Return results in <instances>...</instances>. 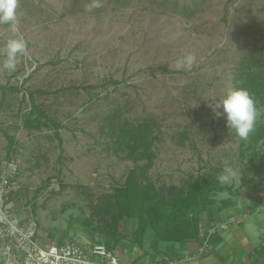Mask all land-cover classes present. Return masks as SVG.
I'll list each match as a JSON object with an SVG mask.
<instances>
[{"label": "rangeland", "instance_id": "obj_1", "mask_svg": "<svg viewBox=\"0 0 264 264\" xmlns=\"http://www.w3.org/2000/svg\"><path fill=\"white\" fill-rule=\"evenodd\" d=\"M90 2L21 0L31 55L13 71L0 67V84L21 88L0 91V160L11 139L16 213L32 212L49 238L142 251L152 231L137 211L147 209L148 195L170 202L194 177L215 180L227 165L241 176L226 185L244 180L239 194L264 200V116L243 141L223 110L216 117L209 107L248 74L264 76V0H102L87 12ZM12 35L0 26V48ZM185 52H195L197 65L178 71L174 62ZM27 90L61 123V144L53 125L23 124ZM251 93L264 108V91ZM254 166L261 169L252 176Z\"/></svg>", "mask_w": 264, "mask_h": 264}, {"label": "trees", "instance_id": "obj_2", "mask_svg": "<svg viewBox=\"0 0 264 264\" xmlns=\"http://www.w3.org/2000/svg\"><path fill=\"white\" fill-rule=\"evenodd\" d=\"M257 60H252L250 63H255ZM260 75H249L244 77L240 83L236 84V87H243L248 89L253 93H260L264 91V76ZM261 76V77H260ZM237 78V77H236ZM105 83L111 82L113 84H117L119 81L114 80L112 78H108L104 80ZM99 85L88 86L84 88H92L97 87ZM6 90L11 91H20L21 88L19 86H7L0 84V91L4 93ZM40 92L43 90H39ZM28 101H29V109L24 115L23 124L26 128L30 127H40L42 125H53L54 134L58 138V143L61 144L62 139L59 136V128L61 127V123L56 121L54 118L50 117L46 114L43 108L36 103L34 97V91L27 90ZM115 113L106 114L104 116V120L108 122L109 127L115 125L114 120ZM133 126H141V124H134ZM146 124V123H145ZM144 124V125H145ZM13 150V141L9 140L8 147V156L7 159L11 157V152ZM262 166V163H261ZM261 166L253 167V174L258 172L261 169ZM199 176H196L192 179L191 182L187 184V189L184 195H178L170 202H161L159 200H153L151 195L146 197L148 200L144 202L147 204L146 210L143 211L144 206L142 208H138V215L140 217H144L143 221H147L151 231L152 236L149 239V245L152 249H158V243L163 240H183L185 237H194L198 239H206L207 244L214 245L218 242L219 236L217 230L210 235H207L206 231L201 228L202 220L199 217L198 213L201 210H204L208 207L216 205L217 207L227 206L232 203L230 198L224 197L220 198L219 202H216V193L226 191L231 195H238L240 192L241 185L244 184V180L240 183L239 187L233 189L231 185L222 184L218 179L212 181H206L203 183L199 180ZM136 199L143 198V192L135 191ZM134 192L132 190L131 195H126L128 198H133ZM143 200V199H142ZM131 202V200H129ZM217 203V204H216ZM126 214L128 217L133 216V207L128 205L126 207ZM142 232V231H141ZM139 230L138 235H136L135 240L138 244H141L143 234ZM108 248L114 249L115 245L110 244L109 242H104Z\"/></svg>", "mask_w": 264, "mask_h": 264}, {"label": "crops", "instance_id": "obj_3", "mask_svg": "<svg viewBox=\"0 0 264 264\" xmlns=\"http://www.w3.org/2000/svg\"><path fill=\"white\" fill-rule=\"evenodd\" d=\"M233 200L227 206L213 205L198 213L201 228L206 231L212 222L217 224L247 212L240 221L218 228L219 240L214 245L201 248L202 239L185 237L160 241L157 250L122 251L121 245L114 250L124 264H264V200L257 192L239 194Z\"/></svg>", "mask_w": 264, "mask_h": 264}, {"label": "built area", "instance_id": "obj_4", "mask_svg": "<svg viewBox=\"0 0 264 264\" xmlns=\"http://www.w3.org/2000/svg\"><path fill=\"white\" fill-rule=\"evenodd\" d=\"M17 161L0 160V264H124L114 249L95 239L78 241L47 237L41 233L36 216L32 212L16 213L12 196L18 192L16 179ZM241 216H231L220 223H210L207 235L218 228L225 229L229 222H238ZM207 246L206 239L203 241Z\"/></svg>", "mask_w": 264, "mask_h": 264}, {"label": "clouds", "instance_id": "obj_5", "mask_svg": "<svg viewBox=\"0 0 264 264\" xmlns=\"http://www.w3.org/2000/svg\"><path fill=\"white\" fill-rule=\"evenodd\" d=\"M21 0H0V26H9L13 33L0 48V67L7 71L15 70L20 58H30L31 50L28 40L20 30V19L18 9ZM103 7L102 0H91L85 5V11L93 12ZM197 65L195 52H185L178 57L174 66L176 70L190 71ZM216 117L221 116L219 109L226 115L227 127L234 132L237 138L248 141L250 135L256 129L257 121L264 116V108L257 107V100L254 95L243 87H229L219 99L212 100L209 104ZM241 174L231 166H225L218 174L217 179L222 184L231 183L240 179Z\"/></svg>", "mask_w": 264, "mask_h": 264}]
</instances>
